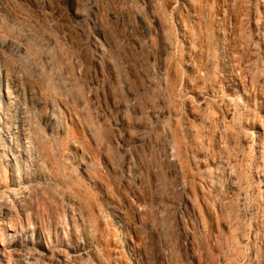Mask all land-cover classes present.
Wrapping results in <instances>:
<instances>
[{
    "label": "rangeland",
    "instance_id": "obj_1",
    "mask_svg": "<svg viewBox=\"0 0 264 264\" xmlns=\"http://www.w3.org/2000/svg\"><path fill=\"white\" fill-rule=\"evenodd\" d=\"M238 1L182 0L176 10L166 0H43L38 11L42 21L57 26L54 36L63 43L67 39L57 30L76 23L77 10L86 16L85 30L104 47L109 33L119 40L127 81L113 93L106 90L105 100L92 97L95 106L89 110L118 141L120 178L127 177L133 188L138 184L132 157L140 142L129 136L125 122L132 116V104L141 103L145 93L149 100L142 98L143 109L149 125L143 133L157 137L152 143L160 153L170 130H179L185 138L188 178L196 191L186 189L211 206H204L198 217L191 207H184L180 199L184 195L177 193L170 196L171 206L162 208L168 221L165 236L185 264H264V0H240L243 6ZM9 19L22 20L7 0H0V42L11 37ZM1 73L12 93L7 114L11 130L16 132L24 118L29 131L33 117L22 112L30 106L27 85L15 71ZM105 74L97 79L109 81ZM166 80L175 82L174 97ZM88 81L95 82V77ZM41 112L48 111L42 107ZM42 126L56 148L57 162L39 174L37 183L52 197L34 198L32 211L21 212L24 219L25 213L32 215L36 227L33 235L18 238V246L32 249L40 233L45 247L33 256H18V246L7 238L3 243L9 251L0 262L171 264L155 217L141 214L132 195L131 204L119 197H101L103 205L96 213L103 232L92 229L87 239L84 218L62 197L64 188L57 178L89 186L96 196L100 191L94 187V176L104 175V163L101 157L93 160L70 149L74 138L54 120ZM247 128L252 137L245 134ZM180 177H172V182ZM148 195L159 197L154 188ZM48 234L52 244L46 240Z\"/></svg>",
    "mask_w": 264,
    "mask_h": 264
},
{
    "label": "bare ground",
    "instance_id": "obj_2",
    "mask_svg": "<svg viewBox=\"0 0 264 264\" xmlns=\"http://www.w3.org/2000/svg\"><path fill=\"white\" fill-rule=\"evenodd\" d=\"M7 1L14 10L19 11L22 20L15 22L14 19H9L7 30L11 37L6 42H0V129L5 132L2 134L6 137L5 139L0 135V256L9 251L3 243L4 239L8 238L11 242L14 240L15 247L19 245L18 238L26 237L28 232L33 235L36 227L33 216L24 212V219L21 212L32 211L34 198L52 197L48 190L37 182L39 174L47 172L48 165L51 168L56 167V148L42 126V123L46 125L54 120L63 128L66 136L74 138L70 149L81 155H88L93 160L101 157L104 163V175L100 173L94 176V187L100 191L96 196L89 186L75 184L64 176L57 178L58 184L64 188L60 191L62 197H66L75 205L79 216L84 218L87 239L91 238L92 229L103 232L96 213L103 205L101 197H119L131 204L132 195L142 207L141 214L155 217L154 220L163 232L161 233L167 249L166 254L171 264H185L176 256V250H173L171 242L169 243L170 239L167 240L165 236L168 221L162 216V208L171 206L174 197L170 196L177 193L184 195L180 198L184 207H191L198 217L204 213V206L207 209L211 207L209 201L205 202L197 195L191 197L186 189L190 186L196 191L193 180L188 178L191 169L185 138L179 130H170L168 140L160 153L152 143L154 135L143 133L149 125V117L143 109L145 102L149 100L148 93L137 100L141 103L132 104V116L125 123L129 136L134 142H140L132 157L138 170V184L133 188L127 177H119L122 165L117 161V139L106 131L104 124L94 118L89 110L95 106L92 97L104 99L106 90L113 93L119 89L122 82L127 81L128 74L123 70L120 58L119 40L109 33L110 37H107L104 47L91 31L85 30L86 16L77 10L76 23L67 29L57 30L64 36V40L67 39V43H63L54 36L53 32L57 26L40 19L38 11L41 12L43 0ZM166 1L176 10L182 4V0ZM262 4L264 5V1ZM99 30L102 31L103 28L99 27ZM219 36H222L221 33ZM2 70L19 73L27 85L30 106L22 112H30L33 117L34 123L29 131L24 118L19 120L16 132L11 130L7 114L12 93L8 79L4 82ZM46 70H51V73L47 74ZM105 73L109 75V81L97 79L98 76H105ZM93 76L95 82L90 84L88 79ZM165 85H171L170 91L174 97L175 82L166 80ZM130 95L137 96L133 92ZM206 97L208 100V95ZM5 98L8 100L5 101ZM216 98V94L212 95V99ZM110 99L115 103L114 96ZM42 107L48 111L46 114L41 112ZM245 131L246 135L248 133V136L252 137L248 128ZM155 141L157 142V137ZM31 152L34 157L30 155ZM168 167L173 170L167 169ZM177 174L181 175V179L173 183L172 177ZM152 188L157 190L159 197H149L148 189ZM121 216L117 214L116 217L121 220ZM203 219L204 216L200 222H205ZM107 234L111 235L110 232ZM184 236L189 238L186 233ZM46 240L49 244L53 242L49 234ZM41 247H45V244L38 233L36 245L32 249L16 247L17 255L33 256L41 252Z\"/></svg>",
    "mask_w": 264,
    "mask_h": 264
}]
</instances>
